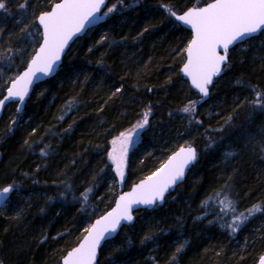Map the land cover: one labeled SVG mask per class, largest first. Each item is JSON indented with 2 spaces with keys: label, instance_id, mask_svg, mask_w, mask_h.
I'll use <instances>...</instances> for the list:
<instances>
[{
  "label": "trees",
  "instance_id": "obj_1",
  "mask_svg": "<svg viewBox=\"0 0 264 264\" xmlns=\"http://www.w3.org/2000/svg\"><path fill=\"white\" fill-rule=\"evenodd\" d=\"M58 1L3 0L0 99L39 45L30 44L37 16ZM212 1L110 0L115 11L72 45L24 111L7 108L0 189L15 190L0 214L2 264H61L113 207L120 178L112 141L137 130L149 109L128 152L125 189L182 146H195L198 160L163 206L136 211L135 222L104 244L98 264L257 263L264 254V107L253 101L264 93V32L231 50L210 99L199 104L180 73L191 33L168 9ZM191 102L195 111L183 112ZM254 205L261 211L248 215ZM240 213L248 216L242 223Z\"/></svg>",
  "mask_w": 264,
  "mask_h": 264
},
{
  "label": "snow or ice",
  "instance_id": "obj_2",
  "mask_svg": "<svg viewBox=\"0 0 264 264\" xmlns=\"http://www.w3.org/2000/svg\"><path fill=\"white\" fill-rule=\"evenodd\" d=\"M120 2L122 3V0ZM104 4L105 0H61L53 6L51 11L40 14L37 20L43 26V44L27 71L12 81L11 87L7 90V96L0 99V107L9 98H18V102L23 104L33 79H39L37 73L49 75L55 71L72 37L81 32L87 23L102 18L97 17L96 14ZM25 6L26 4L20 5L21 8ZM5 7L3 0H0V10ZM115 8V5L107 8L102 16L106 17L115 11ZM168 11L176 20L190 25L195 30L194 38L185 49L188 59L182 71L191 77L193 85L205 97L209 94L208 85L212 84L213 77L221 73V66L227 60L229 45L264 31V0H215L207 7L193 8L182 15H177L176 11L171 8ZM118 91H120L119 88ZM262 96L264 93L256 92V99L253 103L258 107H264ZM182 111L194 112L195 102L186 105ZM149 112L144 113L142 121L136 125L137 128H143L148 124ZM130 142L131 134L121 133L112 141L114 147L109 153L121 180L124 177L127 145ZM117 144L120 146L119 149L115 147ZM196 155V150L191 146L180 148L161 169L142 181L131 193L121 196L112 212L87 229L88 235L84 238V242L80 247L68 253L64 264H94L97 248L105 239L106 234L115 233L121 221L130 223L133 220L132 206H153L158 201H163L164 194L169 188L183 179L185 169L196 160ZM12 191L13 186L11 185L0 189V202L7 199V195ZM228 207L235 210L231 201H228ZM258 211H261L260 206L254 205L248 210V215ZM247 218L245 213H240L236 220L242 223ZM235 230L236 228H233V231ZM259 264H264V257L260 258Z\"/></svg>",
  "mask_w": 264,
  "mask_h": 264
},
{
  "label": "water",
  "instance_id": "obj_3",
  "mask_svg": "<svg viewBox=\"0 0 264 264\" xmlns=\"http://www.w3.org/2000/svg\"><path fill=\"white\" fill-rule=\"evenodd\" d=\"M109 1H110V0H105V4L101 6L100 11L96 14L97 17H102V18H100V19H96L95 22L87 23V24L85 25L84 29H83L81 32L77 33L75 36H73L72 39L68 42L67 47L64 49V52H63L62 55H61V59H60V61H59L58 64L56 65L55 71H54L52 74H49V75H44V74H42V73H37V76L39 77V79H36V78L33 79L32 84L29 86L28 94H27V96H25V98H24V102H23V104H20V103L18 102V98H15V99H13V98H9L8 100H5L3 106L0 107V121H1V119H2V117H3V115H4V113H5V111L7 110V108H8L11 104H16L17 111H18V109H19L18 113H22V112L24 111V109H25V107H26V104H27L29 98L31 97V95H32V93H33L35 87H36L38 84H40V83H42V82H44V81H46V80H48V79H51L52 77L56 76V74L58 73L60 67L62 66V64H63V62H64V58H65V56L67 55V53H68V51L70 50V48L72 47V45H73V44H74L79 38L84 37V36L87 34L88 31L94 29L95 27H97V26H99V25H101V24H103V23H105V22L107 21L109 14H108L106 17L102 16V14H103L104 12H106V8H107V6H108ZM60 2H61V0L58 1V2H55V3L51 6V8H50L48 11H51L52 8H53V6H54L55 4H57V3H60ZM214 2H215V0L212 1V2H210V3H214ZM208 4H209V3H208ZM208 4L203 5V6H201V7H192V8H189L188 10L193 9V8H203V7H207ZM188 10H186V11H188ZM186 11H184V12H182V13H177V15H182V14H184ZM46 12H47V11H46ZM42 13H43V12H42ZM42 13H40V14H42ZM40 14H39V15H40ZM39 15H38V16H39ZM38 16H37V17H38ZM174 19H175V21H176L180 26H182V27H184V28H186V29H188V30L190 31V33H191V39H190V42H191L192 39H193L194 36H195V30H194L190 25H186V24H184L183 22L176 20L175 17H174ZM36 22H37V25H38V27L40 28V31H41V36H42L41 42H40V44L38 45V47H37L36 51L34 52V54L32 55V57L30 58V60L28 61L26 67H25V68H24V69H23V70H22V71H21V72H20V73H19V74L13 79V80H15L17 77H19L20 75H22L25 71H27L28 67L31 65V61H32V60L34 59V57L38 54L39 49H40V47H41L42 44H43V39H44V37H43V26L39 24L37 18H36ZM262 32H264V31H261V32H259V33H256V34H254L252 37L247 38L246 40H243V41H240V42H237V43H234V44L229 45L228 53H227V60H226L225 64L221 66V73H220V75H219V76H215V77H213V82H212V84L208 85V91H209V94H208V96H206V97L203 96V94L200 93L199 90L193 85L191 77H190V76H187V75L182 71V69H183L184 65L187 63V59H188V57H187V52L185 51V62H184V64H183L182 67H181L180 73H181V76L183 77V79L186 80V81L188 82V84H189V86L192 88V90L198 94V96H199V104L205 103L206 101H208V100L210 99V97H211V89H212V87L214 86V84H215V82L217 81V79L220 78V77L224 74L225 69H226V66H228V64H229V62H230L231 50H232L234 47H236V46L242 44L243 42H245V41H247V40H249V39H251V38H254V37L259 36ZM190 42H189V44H190ZM189 44H188V45H189ZM187 47H188V46H187ZM221 54H223L222 51H221ZM13 80H12V81H13ZM12 81L10 82L8 88L11 87V83H12ZM8 88H7V90H8ZM7 90H6L4 96H3L1 99H3L5 96H7ZM126 135H127V134H126ZM189 146H190V145H186V146H182V147H183V148H187V147H189ZM182 147H180V148H182ZM191 147L194 148V149L196 150V154H197V155H196V160H195L193 163L189 164L188 167L185 169L183 179L180 180V181H177V183H176L175 185H173L171 188H169V190L164 194V199H163V201H158V202H157L155 205H153V206H146V205H133V206H132V210H131V215L133 216V220H132L130 223H129V222H125V221H121L120 226L117 228V230H116L115 233L110 234V235H109V234H106L105 239L102 240V241L100 242V245H99V247L97 248V254H96V259H95V261H94V264H98V260H99V257H100V250H101V248L104 246V244H105L107 241H110V240L114 239V238L117 236V234L120 232V230L122 229L123 226H127V225H130V224H132V223L135 222V219H136V217H135V212H136V211H138V210H140V209H148V210H151V209H153L154 207H157V206H163V205L165 204V201H166L167 196H168L171 192H174V191L177 189L178 186H180L182 183L185 182V180H186V178L188 177L190 171H191L192 168L195 166V164L197 163V160H198V152H197L196 147H195V146H191ZM180 148H178L174 153H172V154L166 159V161L160 166L159 169H161V168L163 167V165L166 164V163L168 162L169 158H170L171 156H173L176 152H178V151L180 150ZM159 169H157L155 172H157ZM155 172H154V173H155ZM152 175H153V174H151L150 176H152ZM150 176H148V177H150ZM148 177H146V178H144V179H142V180H139L138 182L134 183V184H133L130 188H128V189H125V187H124V180H122L121 183H120V193H119L118 197L116 198L113 207H112L109 211H107L106 213H104V214H102L101 216L97 217V218L91 223V225L89 226V228H91V226L94 225L98 220H101L103 217L107 216L108 213L112 212V211L116 208L117 203H119V201H120V197H121V196L126 195V194H128V193H131V192L133 191V189H134L137 185H139L142 181L146 180ZM9 186H10V185H9ZM5 187H6V186H5ZM1 189H2V188H1ZM13 192H14V187H13V191L7 195V199H5L3 202H0V211H1V209L6 205V203L10 200V198H11ZM89 228H88V229H89ZM87 235H88V232H86V234L82 237V239L79 241V243H78L75 247H73L71 250H69V251L66 253V255H65V256L62 258V260H61V264H64V260L67 258L68 253H70V252H72L74 249L80 247V245L84 242V238H85ZM261 257H264V254H262ZM261 257H260V258H261ZM260 258L258 259V261H257L256 264H259ZM0 264H2L1 261H0Z\"/></svg>",
  "mask_w": 264,
  "mask_h": 264
},
{
  "label": "rangeland",
  "instance_id": "obj_4",
  "mask_svg": "<svg viewBox=\"0 0 264 264\" xmlns=\"http://www.w3.org/2000/svg\"><path fill=\"white\" fill-rule=\"evenodd\" d=\"M40 35V38H38V39H36V36L37 35ZM41 31H40V29H39V27L38 28H35L34 27V29L32 30V37H31V43L30 44H35V43H40V41H41ZM146 126V125H145ZM140 129H144V127L143 128H137V130L135 129V131L134 130H129V131H127V134H131V142L127 145V155H126V159H125V162L127 163V161H128V152H129V147L130 146H132V148L133 147H135V145H136V143H137V141H138V138H139V136H140ZM114 147V146H113ZM117 149H119V144H117L116 146H115ZM112 150H113V148H112ZM112 150H111V152H112ZM113 162V161H112ZM113 164H114V170H115V172H116V174L117 175H119L118 173H117V171H116V165H115V163L113 162ZM119 178H120V176H119ZM119 182H120V179H119ZM7 204H9V202L7 203ZM7 204L2 208V212H3V210L5 209V207H7ZM1 214V213H0Z\"/></svg>",
  "mask_w": 264,
  "mask_h": 264
}]
</instances>
